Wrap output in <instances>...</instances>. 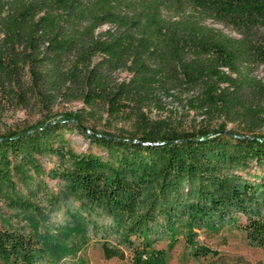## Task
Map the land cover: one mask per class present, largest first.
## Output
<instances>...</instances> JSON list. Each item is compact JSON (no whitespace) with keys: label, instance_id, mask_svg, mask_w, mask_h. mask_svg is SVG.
<instances>
[{"label":"trees","instance_id":"1","mask_svg":"<svg viewBox=\"0 0 264 264\" xmlns=\"http://www.w3.org/2000/svg\"><path fill=\"white\" fill-rule=\"evenodd\" d=\"M261 65L264 0H0V114L82 103L0 132V204L26 221L0 208V264L77 252L38 231L67 197V232L100 236L107 259L166 264L154 247L163 236L169 248L183 236L193 256L220 258L197 230L238 215L264 248V131L228 126L264 123ZM173 102L198 125L172 118ZM69 132L88 147L78 151Z\"/></svg>","mask_w":264,"mask_h":264},{"label":"rangeland","instance_id":"2","mask_svg":"<svg viewBox=\"0 0 264 264\" xmlns=\"http://www.w3.org/2000/svg\"><path fill=\"white\" fill-rule=\"evenodd\" d=\"M222 27L221 25H218ZM227 33L232 34L230 31L224 28ZM253 75L257 78L264 80V65L255 67ZM82 106L81 102H59L52 107V110L47 112L41 110L38 105H31L25 108H6L3 113L0 114V132L19 129L20 127L33 124L36 120L54 116L58 113L65 111V109L76 110ZM168 109H173L171 117L180 118L183 121L186 128L198 125V121L195 119L193 111L185 112L181 107H179L175 102L169 103L167 105ZM155 113L153 112V115ZM165 112L163 115H167ZM177 120V119H175ZM256 120V119H255ZM257 121V120H256ZM124 123H118L116 126H120ZM96 127L101 128L102 124L100 122H95ZM124 126H127L125 123ZM229 127H236L238 130L244 131L250 127L255 128L257 131H264V123H244L235 122V124H228ZM68 137L74 140V146L78 151L84 150L88 147V142L82 138V136L76 135L74 133H67ZM45 165L48 167L51 165L50 161L44 159ZM49 188L55 190L56 192L60 189V184L58 179L49 180ZM68 207H74L70 198H62L60 203L55 207L46 208V217L40 219L38 223V231L55 238L53 241L57 240L60 245L68 246L70 243L77 242V246L80 248L77 252L69 254L66 257H61L60 259L53 258V264H131L130 259L124 258H111L107 259L104 256L102 250V238L95 237L90 233L88 236L84 237L70 235L65 227L68 224L73 225L74 220L67 216ZM1 213L15 225H22L26 221L23 214L19 213L17 210L0 204ZM240 216V217H239ZM238 222L232 223L227 221L218 230L214 231L211 229H200L197 230L199 233L197 237V242L205 246H210L219 251L220 258L218 256H208V258L195 257L191 254L190 248L186 245L183 236H179L176 242L171 248L168 247L169 239L165 236L161 237L159 241L154 244L157 249H165L166 253V264H235L237 259L242 258L243 260L254 264H264V248L256 245H252L246 236L245 231L242 230L240 224H243L245 218L238 215ZM114 240H110L113 243ZM74 249V247H72ZM41 264V263H40Z\"/></svg>","mask_w":264,"mask_h":264}]
</instances>
